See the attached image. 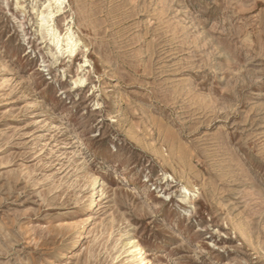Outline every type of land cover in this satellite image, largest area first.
<instances>
[{
    "label": "rangeland",
    "instance_id": "374dc122",
    "mask_svg": "<svg viewBox=\"0 0 264 264\" xmlns=\"http://www.w3.org/2000/svg\"><path fill=\"white\" fill-rule=\"evenodd\" d=\"M142 262L264 264V0H0V264Z\"/></svg>",
    "mask_w": 264,
    "mask_h": 264
},
{
    "label": "bare ground",
    "instance_id": "6f19581e",
    "mask_svg": "<svg viewBox=\"0 0 264 264\" xmlns=\"http://www.w3.org/2000/svg\"><path fill=\"white\" fill-rule=\"evenodd\" d=\"M49 1H53L56 5H57V8L60 10V5H61V0H49ZM48 14H50V13H48ZM52 14V13H51ZM50 16V15H49ZM48 16V17H49ZM43 19V18H42ZM51 20V19H50ZM47 21H45L44 19H43V22L42 23H46ZM53 34V33H52ZM53 36H54V38H56V40H57V44H56V46H57V49H59L60 48V45H59V35H56V34H53ZM53 38V39H54ZM55 40V39H54ZM65 45H66V48H67V51L69 52V53H73L74 52V46L76 45V43H75V40H73V38L71 37V32H68V36L66 37V42H65ZM55 46V47H56ZM58 52V51H57ZM129 252H130V254L129 255H131V258H130V262L131 261H137L138 262V260L139 259H143V257H142V251H141V249L136 245V244H134V243H132L131 244V249L129 250ZM141 261V260H140ZM140 264H145V263H140Z\"/></svg>",
    "mask_w": 264,
    "mask_h": 264
}]
</instances>
